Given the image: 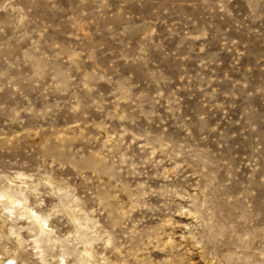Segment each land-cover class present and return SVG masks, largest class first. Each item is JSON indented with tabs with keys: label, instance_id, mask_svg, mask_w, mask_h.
Wrapping results in <instances>:
<instances>
[{
	"label": "rangeland",
	"instance_id": "obj_1",
	"mask_svg": "<svg viewBox=\"0 0 264 264\" xmlns=\"http://www.w3.org/2000/svg\"><path fill=\"white\" fill-rule=\"evenodd\" d=\"M0 264H264V0H0Z\"/></svg>",
	"mask_w": 264,
	"mask_h": 264
},
{
	"label": "bare ground",
	"instance_id": "obj_2",
	"mask_svg": "<svg viewBox=\"0 0 264 264\" xmlns=\"http://www.w3.org/2000/svg\"><path fill=\"white\" fill-rule=\"evenodd\" d=\"M3 197H4V196H3ZM4 199H5V198H4ZM6 200H7V197H6ZM13 200H14V199H13ZM8 201H9V200H8ZM8 201H7V202H8ZM8 204H9V203H8ZM14 206H15V205H14ZM9 207H10V206H9ZM43 222H44V221H43ZM43 224H44V223H43ZM39 225H40L41 228H43L42 223H41L40 221H39ZM43 229H44V228H43Z\"/></svg>",
	"mask_w": 264,
	"mask_h": 264
}]
</instances>
